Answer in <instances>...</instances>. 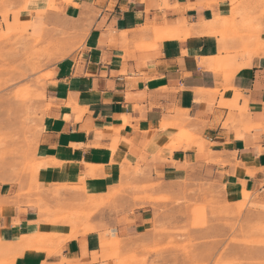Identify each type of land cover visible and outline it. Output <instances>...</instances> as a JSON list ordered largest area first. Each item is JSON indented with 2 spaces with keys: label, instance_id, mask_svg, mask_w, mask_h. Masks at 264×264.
Returning <instances> with one entry per match:
<instances>
[{
  "label": "crops",
  "instance_id": "0c3cea01",
  "mask_svg": "<svg viewBox=\"0 0 264 264\" xmlns=\"http://www.w3.org/2000/svg\"><path fill=\"white\" fill-rule=\"evenodd\" d=\"M232 2L60 3V16L74 23L82 45L53 65L46 82L47 109L34 149L35 161L46 165L37 182L104 194L125 169L153 164L165 179H176L191 161L221 173L229 200L239 201L245 190L264 196V41L255 44L257 56H225L233 46L222 38ZM179 126L205 141L203 151L197 145L169 147ZM17 192V186H0L1 241L67 234L65 225L42 223L39 210L17 199ZM134 218L136 224L116 223V233L131 235L146 226V211ZM99 242L98 232L79 235L65 244L63 255L80 259L86 249L89 264H100L90 261ZM49 260L47 252L35 251L20 255L17 264Z\"/></svg>",
  "mask_w": 264,
  "mask_h": 264
},
{
  "label": "rangeland",
  "instance_id": "374dc122",
  "mask_svg": "<svg viewBox=\"0 0 264 264\" xmlns=\"http://www.w3.org/2000/svg\"><path fill=\"white\" fill-rule=\"evenodd\" d=\"M72 1L0 0V186H17L16 198L37 208L42 223L68 229L66 235L39 232L15 242L0 240V264H17L20 255L35 251L51 258L42 264H89L86 249L76 260L63 250L68 241L90 232L100 235L92 263L264 264V196L245 190L239 201L229 200L221 173L199 162L185 163L176 179H165L153 164L125 169L122 180L104 194L37 182L46 165L34 157L47 109L46 82L53 65L82 45L74 23L60 16V3ZM232 3L221 33L233 45L225 56L236 61L257 56L255 44L264 41V0ZM48 12L55 18H47ZM231 71H224L226 77ZM186 144L201 150L206 143L179 126L169 147ZM90 168L94 174L96 167ZM64 192L81 195L70 198ZM3 200L0 196V213ZM140 210L147 213L146 226L131 235L116 233V223L136 224Z\"/></svg>",
  "mask_w": 264,
  "mask_h": 264
}]
</instances>
